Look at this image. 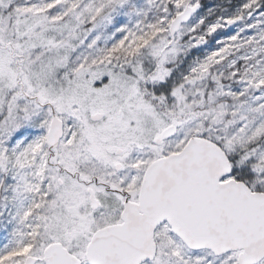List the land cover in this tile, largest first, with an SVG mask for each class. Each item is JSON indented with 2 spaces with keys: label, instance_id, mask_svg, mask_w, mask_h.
Segmentation results:
<instances>
[{
  "label": "snow or ice",
  "instance_id": "1",
  "mask_svg": "<svg viewBox=\"0 0 264 264\" xmlns=\"http://www.w3.org/2000/svg\"><path fill=\"white\" fill-rule=\"evenodd\" d=\"M0 264H264V0H0Z\"/></svg>",
  "mask_w": 264,
  "mask_h": 264
}]
</instances>
